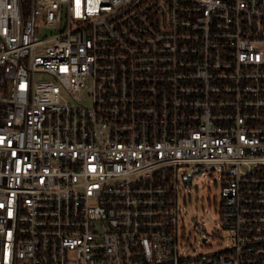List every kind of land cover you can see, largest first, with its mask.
<instances>
[{
    "label": "built area",
    "instance_id": "built-area-1",
    "mask_svg": "<svg viewBox=\"0 0 264 264\" xmlns=\"http://www.w3.org/2000/svg\"><path fill=\"white\" fill-rule=\"evenodd\" d=\"M24 1L0 0V264H264V0ZM205 176L216 234L183 210Z\"/></svg>",
    "mask_w": 264,
    "mask_h": 264
},
{
    "label": "rangeland",
    "instance_id": "rangeland-1",
    "mask_svg": "<svg viewBox=\"0 0 264 264\" xmlns=\"http://www.w3.org/2000/svg\"><path fill=\"white\" fill-rule=\"evenodd\" d=\"M23 2L26 4L24 0ZM195 184L197 186L190 192V200L183 208L184 213L187 215L186 220L190 222L193 218H196V221L205 227L208 234H216L215 230H219L217 206L221 199L217 177L205 176L204 178H198ZM194 236L196 237L194 242L195 254L214 253L224 248V244L216 237L209 240L212 247H201L198 244V235L194 234Z\"/></svg>",
    "mask_w": 264,
    "mask_h": 264
}]
</instances>
